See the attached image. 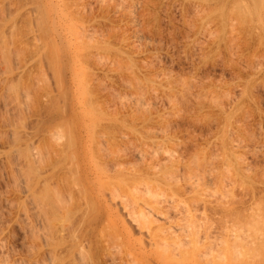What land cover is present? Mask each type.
Returning <instances> with one entry per match:
<instances>
[{
    "label": "rangeland",
    "instance_id": "obj_1",
    "mask_svg": "<svg viewBox=\"0 0 264 264\" xmlns=\"http://www.w3.org/2000/svg\"><path fill=\"white\" fill-rule=\"evenodd\" d=\"M38 2L0 0V261L264 264V0Z\"/></svg>",
    "mask_w": 264,
    "mask_h": 264
},
{
    "label": "bare ground",
    "instance_id": "obj_2",
    "mask_svg": "<svg viewBox=\"0 0 264 264\" xmlns=\"http://www.w3.org/2000/svg\"><path fill=\"white\" fill-rule=\"evenodd\" d=\"M39 2L46 3L47 5L51 4L50 0H39ZM39 2H38V4H39ZM37 7H38V5H37ZM6 38L7 37H5L4 35H1L0 43H2V44H0V51H1L0 55L3 58L4 66L8 68L9 61H10V58H11L10 57L11 56V51H10V47H9V43H8L9 40H7ZM7 68H6V70H8ZM6 73H8V71ZM13 84L7 86L8 89H6V90H7V93L9 92L10 95H13L12 98H11L12 103L15 105V108L20 113L22 108L24 109V103L22 102L19 89L16 87V85H13ZM9 94H8V96H9ZM8 98L9 97H7V99ZM23 113L24 112H22V114ZM20 115H21V113H20ZM22 125H23V123H22ZM29 167H31V166H29ZM32 167L34 168L33 165H32ZM34 169H36V168H34ZM30 171H29V173L32 172V171L31 172ZM37 172H38V170H37ZM36 174H34L33 178L30 176L31 178L29 177V179L27 180V181H29L28 184H27L28 187H29L28 190L31 193V196H32V199L34 200V203L36 204L35 206H37V208H38V209L37 208L36 209L41 214L40 217H42V219H44V222L47 225H50L56 232H58V230L55 228V222L60 216H64L66 214L67 210L69 211V209L66 207L67 204H66V202H64L65 200L56 202L55 199L52 197V194H51L52 191H51V188H50V182L48 183V180L46 181V180L41 179L43 181H39V182L35 181L37 179V178H35ZM82 179H83V181L87 180V178L84 175H82ZM96 212H97V215H96L95 219L92 220V221H87L86 222L87 226L88 225H93L90 222H94L97 225L98 223H101L103 221V218L105 217V206H104L103 202L97 201V203H96ZM55 236H56L55 232H52L50 234V243L53 246L52 250H53L54 254H56L55 251L58 248V244H59V246L61 245L60 242L59 243L57 242V240L55 239ZM54 249H55V251H54ZM59 249H61V248H59ZM74 249L76 250V248H74ZM74 249L72 248L71 250L69 249L70 251H68L70 254H72L70 257H67L66 261H68V264H88L87 261H85V262L83 261L85 259L84 258L82 259V254L79 257L80 262L79 263L77 262L78 261L77 258H75V256H73L75 254V251H73ZM2 252H3V250H2ZM54 262H56V263H59V262L60 263H64L65 262V257L63 258V257L55 255ZM0 264H4V261H0Z\"/></svg>",
    "mask_w": 264,
    "mask_h": 264
}]
</instances>
